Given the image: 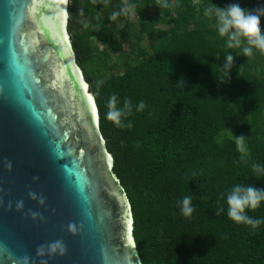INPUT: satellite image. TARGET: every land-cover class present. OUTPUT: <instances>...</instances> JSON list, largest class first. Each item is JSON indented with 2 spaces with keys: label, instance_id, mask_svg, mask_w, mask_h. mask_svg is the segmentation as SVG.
I'll return each instance as SVG.
<instances>
[{
  "label": "trees",
  "instance_id": "trees-1",
  "mask_svg": "<svg viewBox=\"0 0 264 264\" xmlns=\"http://www.w3.org/2000/svg\"><path fill=\"white\" fill-rule=\"evenodd\" d=\"M245 2L129 0L143 17L135 27L130 14L119 16L120 29L109 16L123 0H69L73 48L96 99L113 173L131 204L142 264H264V223L252 228L229 219L226 201L235 185L264 189L252 168L264 167V53L242 55L245 40L227 48L215 19L203 14L213 3L264 6ZM120 41L133 57L122 73L106 77ZM112 96L121 109L131 103L123 127L107 119ZM236 137H244L245 153ZM189 195L194 212L185 217L178 201ZM245 212L264 221V201Z\"/></svg>",
  "mask_w": 264,
  "mask_h": 264
},
{
  "label": "water",
  "instance_id": "water-1",
  "mask_svg": "<svg viewBox=\"0 0 264 264\" xmlns=\"http://www.w3.org/2000/svg\"><path fill=\"white\" fill-rule=\"evenodd\" d=\"M68 3L0 0V264H142Z\"/></svg>",
  "mask_w": 264,
  "mask_h": 264
},
{
  "label": "clouds",
  "instance_id": "clouds-1",
  "mask_svg": "<svg viewBox=\"0 0 264 264\" xmlns=\"http://www.w3.org/2000/svg\"><path fill=\"white\" fill-rule=\"evenodd\" d=\"M135 10V5L129 3V0H123L122 6L118 11H113L109 19L116 21L121 15H129ZM205 17L215 19V27L221 37L226 36V47L231 49L234 47L239 48L242 40L246 41L247 46L242 48V55L250 57L253 54V49H258L264 53V31L261 28V19L264 18V6L255 9L241 7L237 3L228 5L227 7H220L213 3L203 9ZM224 76L227 77L228 69L232 62L233 56L228 53L225 58ZM145 107L143 101L137 106V111L143 110ZM107 119L112 121L117 127H123L122 116L125 115L124 109L131 110V103L125 100L124 109L117 107V98L112 96L108 102ZM128 127H131L129 123ZM237 146L240 152L245 153L244 137H236ZM8 167H11L9 163ZM253 171L257 177H264V167L260 165H252ZM228 204L227 215L229 219L236 223H244L250 225L252 228L258 227L264 221L260 219H252L249 217L245 209H256L264 201V189H258L252 185L242 186L235 185L226 197ZM181 214L185 217H191L194 212L192 204V196H184L182 200L178 201ZM22 207V203L18 205ZM219 214V213H217ZM51 252L55 253L59 250L61 253L64 251L62 242L55 241L49 245Z\"/></svg>",
  "mask_w": 264,
  "mask_h": 264
},
{
  "label": "rangeland",
  "instance_id": "rangeland-1",
  "mask_svg": "<svg viewBox=\"0 0 264 264\" xmlns=\"http://www.w3.org/2000/svg\"><path fill=\"white\" fill-rule=\"evenodd\" d=\"M242 2L246 3L245 0L244 1L242 0ZM243 3H242V5H240L242 8L244 7ZM142 17L143 16L140 14V12H138V9H136L133 12L130 13L129 20H130V22L132 23L133 26L138 27L139 20H141ZM114 23L116 24V26L118 28L121 29L123 27L124 21H122L120 19H117L116 21H114ZM68 31H69V34L71 35L69 27H68ZM117 42H119V41H117ZM102 48L103 47H100L99 50H102ZM117 48H119V51L116 52L113 55V59H112L110 65H109V69L106 71V77H110L111 75H116V74L122 73L124 71V68H125L124 67V62L128 61L129 59H131V57H133V55H131L132 48L127 43H122L121 42V44L118 45ZM74 57H75L76 63L80 66L76 51H75ZM81 69H82V67H81ZM82 71H83V74H84V76L86 78L85 71L83 69H82Z\"/></svg>",
  "mask_w": 264,
  "mask_h": 264
}]
</instances>
